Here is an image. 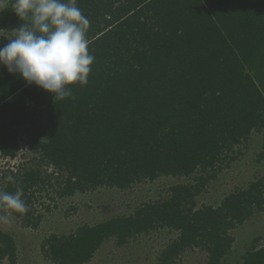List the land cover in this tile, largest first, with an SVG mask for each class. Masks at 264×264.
I'll return each instance as SVG.
<instances>
[{
    "label": "trees",
    "instance_id": "obj_1",
    "mask_svg": "<svg viewBox=\"0 0 264 264\" xmlns=\"http://www.w3.org/2000/svg\"><path fill=\"white\" fill-rule=\"evenodd\" d=\"M12 2L0 9L1 30L25 23ZM77 6L90 20L94 62L87 84L70 86L72 97L55 101L0 66V153L14 158L20 137L44 164L64 172L57 176L59 197L196 170L214 177L235 158L227 154L235 145L264 128V0H77ZM40 172L22 168L10 174L15 184L6 179L0 187L23 188L29 210L10 211L22 220L35 217L29 196L44 183ZM199 191L174 185L166 200L78 227L65 240L49 242L50 259L82 264L104 238L122 243L160 225L179 232L162 252L164 262L194 247L206 252L204 264H223L229 231L264 211V175L217 206L195 208ZM259 238L239 264H264ZM0 242V260L15 264L11 238L0 231Z\"/></svg>",
    "mask_w": 264,
    "mask_h": 264
},
{
    "label": "rangeland",
    "instance_id": "obj_2",
    "mask_svg": "<svg viewBox=\"0 0 264 264\" xmlns=\"http://www.w3.org/2000/svg\"><path fill=\"white\" fill-rule=\"evenodd\" d=\"M8 1L0 0V9ZM13 35L12 30L0 29L2 41L8 42ZM18 143L19 149L14 158L0 153V187L5 185L8 175L25 167L38 166L44 183L39 182L33 187L37 191L29 196L30 210L35 216L29 222L14 216L10 210L5 212L0 208V215H7L10 221L0 222V231L12 240L15 264H56L50 259L49 242L65 240L78 227H94L113 217L130 215L144 203L166 200L174 185L199 186L200 191L193 198L195 208H199L202 205L217 206L226 195L246 188L250 182L264 175V158L259 157L264 148L263 128L252 132L243 144L235 145L227 153L235 158L214 177L208 178L207 173L196 170L189 175H161L154 180L141 179L124 189L102 185L84 193L59 197L55 192L61 187L60 177L57 176L64 172L44 164L45 161L37 153L29 151L20 137ZM203 176L207 178L204 184L198 180ZM31 190H28V194ZM34 222L35 226L32 225ZM229 235L232 243L222 263L239 264L254 237H260L257 247L264 245V211L253 213L230 230ZM178 236L177 230L160 225L130 236L122 243L114 236H109L82 264H204L206 252L194 247L181 250L177 256L169 258L168 263L162 260V252ZM2 244L0 242V246ZM0 264L10 262L3 258Z\"/></svg>",
    "mask_w": 264,
    "mask_h": 264
},
{
    "label": "clouds",
    "instance_id": "obj_3",
    "mask_svg": "<svg viewBox=\"0 0 264 264\" xmlns=\"http://www.w3.org/2000/svg\"><path fill=\"white\" fill-rule=\"evenodd\" d=\"M11 7L25 23L0 46V66L19 74L27 85L53 94L55 101L72 97L70 86L86 85L94 62L87 37L90 20L77 0H13ZM7 181L16 183L13 175ZM23 195L21 187L15 192L0 190V208L26 213ZM0 222L10 221L0 215Z\"/></svg>",
    "mask_w": 264,
    "mask_h": 264
}]
</instances>
